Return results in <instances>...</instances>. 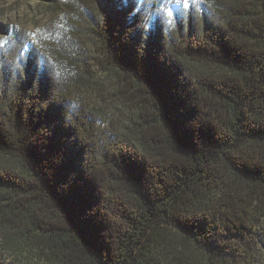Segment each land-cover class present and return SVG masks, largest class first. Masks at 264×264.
Segmentation results:
<instances>
[{
  "label": "trees",
  "instance_id": "1",
  "mask_svg": "<svg viewBox=\"0 0 264 264\" xmlns=\"http://www.w3.org/2000/svg\"><path fill=\"white\" fill-rule=\"evenodd\" d=\"M35 1L71 11L0 62V264H264V0L161 41Z\"/></svg>",
  "mask_w": 264,
  "mask_h": 264
},
{
  "label": "rangeland",
  "instance_id": "2",
  "mask_svg": "<svg viewBox=\"0 0 264 264\" xmlns=\"http://www.w3.org/2000/svg\"><path fill=\"white\" fill-rule=\"evenodd\" d=\"M122 5L125 8H122ZM79 6L83 9L88 8L94 13L100 14L104 11L109 17L111 14L112 19L115 20L117 17L114 14L119 18H125V22L132 20L133 25L144 32L147 39L157 36V41H161L168 33L174 34L176 26H186L188 21L193 23L194 28L199 26L194 20V18L198 19L196 10L190 11L183 6L175 10L176 4L173 0H125L124 4L121 3V0H80ZM70 11L63 4L55 9H50L37 4L35 0H0L2 19L10 24V27L19 31L18 39L13 38L7 42L0 36V41L3 42L0 46V62L10 68L15 67L18 60L22 65L26 60L24 55L27 53L26 48L32 45L41 47V37L45 36L43 31H46V25L49 23L51 25L58 14H66L70 18ZM168 12H171V15H168ZM102 16L104 17L103 14ZM84 43L88 51V61L93 63V58L99 59L102 55L100 45L97 41L92 43L91 39L84 40ZM106 88L109 89V87ZM255 237L258 241L260 240L258 235ZM231 239L235 240L236 238Z\"/></svg>",
  "mask_w": 264,
  "mask_h": 264
},
{
  "label": "snow or ice",
  "instance_id": "3",
  "mask_svg": "<svg viewBox=\"0 0 264 264\" xmlns=\"http://www.w3.org/2000/svg\"><path fill=\"white\" fill-rule=\"evenodd\" d=\"M173 2L177 5H187L188 4V0H173ZM168 15H171V12H168ZM3 42L0 41V46H2Z\"/></svg>",
  "mask_w": 264,
  "mask_h": 264
}]
</instances>
